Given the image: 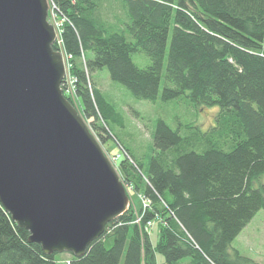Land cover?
Segmentation results:
<instances>
[{
	"label": "trees",
	"instance_id": "1",
	"mask_svg": "<svg viewBox=\"0 0 264 264\" xmlns=\"http://www.w3.org/2000/svg\"><path fill=\"white\" fill-rule=\"evenodd\" d=\"M53 3L63 21L55 49L74 80L67 99L101 145L118 144L123 182L150 201L111 222L84 257L69 254L70 264H158V254L164 264H260L233 243L264 211V0ZM103 69L139 100L219 107L214 126L182 132L159 119L145 167L112 133L110 121L123 117L94 80ZM148 222L159 225L156 245ZM29 237L0 202V264L60 263Z\"/></svg>",
	"mask_w": 264,
	"mask_h": 264
},
{
	"label": "water",
	"instance_id": "2",
	"mask_svg": "<svg viewBox=\"0 0 264 264\" xmlns=\"http://www.w3.org/2000/svg\"><path fill=\"white\" fill-rule=\"evenodd\" d=\"M49 12V0H0V202L46 255L81 258L130 197L63 93Z\"/></svg>",
	"mask_w": 264,
	"mask_h": 264
},
{
	"label": "rangeland",
	"instance_id": "3",
	"mask_svg": "<svg viewBox=\"0 0 264 264\" xmlns=\"http://www.w3.org/2000/svg\"><path fill=\"white\" fill-rule=\"evenodd\" d=\"M56 26H61L63 21L60 19H51ZM64 54V53H63ZM134 62L140 68H147L151 61L143 53L135 54ZM94 80L100 90L108 96L123 117V125L110 121V128L113 135L119 138L131 153L142 161L147 167L153 156L154 140L153 134L159 119L165 120L173 129H182L186 126L196 127L206 131L215 124L216 115L219 107L215 108H197L189 102L185 96L181 99L168 103L161 99L153 103L150 101L139 100L135 98L123 85L110 79L107 69H103L95 75ZM163 85L161 86V90ZM100 143V142H99ZM110 161L119 170V162L124 158L122 149L114 140H110L101 145ZM120 156V157H119ZM132 201H140L141 194L137 193L131 196ZM159 225L151 230V240L154 245L159 241ZM233 247L242 254L264 263V211H260L248 228L234 241ZM70 258L69 254H59V264H65L61 261ZM158 264H164V257L157 256Z\"/></svg>",
	"mask_w": 264,
	"mask_h": 264
},
{
	"label": "built area",
	"instance_id": "4",
	"mask_svg": "<svg viewBox=\"0 0 264 264\" xmlns=\"http://www.w3.org/2000/svg\"><path fill=\"white\" fill-rule=\"evenodd\" d=\"M49 3H50L49 21L52 23L51 19H53V18L58 19L57 18V13H56L57 10H56L55 4L53 3V0H49ZM54 26H55L56 30L58 31V33L60 35L62 27L60 25L59 26L54 25ZM59 42H60V40H59ZM69 68H70V65H69ZM64 86H65V88L67 86V90H66L67 95H69L72 99L75 100V96H74V90H75L74 89L75 88L74 87V80H72L70 75L67 76V78H66V80L64 82ZM128 190L130 191V194H134V192H135V190L132 187H130V186H128ZM140 203L142 204V210L143 211H145L148 208H150V201L147 200L143 195H141V197H140ZM130 207H132L135 211L138 210L137 206L135 205V201H132V204H131ZM141 218H142V216H138L137 217V220H136L137 224H140ZM153 226H154V222H148V224L146 225L144 231L149 233L151 231V229L153 228Z\"/></svg>",
	"mask_w": 264,
	"mask_h": 264
},
{
	"label": "crops",
	"instance_id": "5",
	"mask_svg": "<svg viewBox=\"0 0 264 264\" xmlns=\"http://www.w3.org/2000/svg\"><path fill=\"white\" fill-rule=\"evenodd\" d=\"M69 260H70V258H67V259H65L64 261H61V262L66 264V262L69 261Z\"/></svg>",
	"mask_w": 264,
	"mask_h": 264
},
{
	"label": "bare ground",
	"instance_id": "6",
	"mask_svg": "<svg viewBox=\"0 0 264 264\" xmlns=\"http://www.w3.org/2000/svg\"><path fill=\"white\" fill-rule=\"evenodd\" d=\"M67 99V98H66Z\"/></svg>",
	"mask_w": 264,
	"mask_h": 264
}]
</instances>
